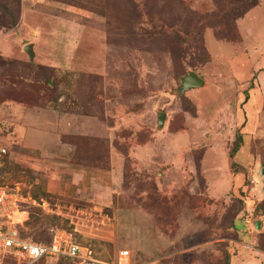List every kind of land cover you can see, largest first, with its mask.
Masks as SVG:
<instances>
[{
  "label": "rangeland",
  "instance_id": "374dc122",
  "mask_svg": "<svg viewBox=\"0 0 264 264\" xmlns=\"http://www.w3.org/2000/svg\"><path fill=\"white\" fill-rule=\"evenodd\" d=\"M234 1L0 0V183L36 202L25 235L70 231L90 264H264V0L236 42L205 26ZM190 71L206 83L181 92Z\"/></svg>",
  "mask_w": 264,
  "mask_h": 264
},
{
  "label": "built area",
  "instance_id": "2783aa9c",
  "mask_svg": "<svg viewBox=\"0 0 264 264\" xmlns=\"http://www.w3.org/2000/svg\"><path fill=\"white\" fill-rule=\"evenodd\" d=\"M5 151V149H3ZM20 188L0 184V264H36L42 258H66L80 264L96 262L92 251L84 250L74 241L70 231L58 230L51 242L44 243L24 234L29 217L27 203ZM23 215V216H22ZM129 251H121L117 264H129Z\"/></svg>",
  "mask_w": 264,
  "mask_h": 264
},
{
  "label": "trees",
  "instance_id": "16d2710c",
  "mask_svg": "<svg viewBox=\"0 0 264 264\" xmlns=\"http://www.w3.org/2000/svg\"><path fill=\"white\" fill-rule=\"evenodd\" d=\"M229 1H231V0H229ZM238 1L239 0H235L234 3L236 4V3H238ZM244 1L245 2H248V5L243 10H238V11H236V12L233 13L234 18L232 19V23H233L232 26H229L227 28L226 24H224V22H223L224 19L220 17V14L222 13V10H220V9L217 10V11H214V12H217V13H216L215 20L213 22H210L209 24L208 23L205 24V22H203L206 27L213 29L214 35L216 36V38L218 40H220V41H228V42H236L238 40V28H237V26L235 27V25H236L235 22L240 17L244 16L253 7H255L256 5L259 4L258 3L259 0H244ZM202 20H203V18L200 19V20H198V21L199 22H202ZM198 49H199V47H198ZM200 53H201L202 56H204V53H202V51H200ZM42 70H43V67H41V66L35 67V73L33 74V77H36L39 73H41ZM50 80H51V78H48V82ZM75 138H77V137H74V139L73 140H70L69 142H67L65 140L64 141L66 143L71 144V145L74 144L77 147V151H79V149L81 147H79V145H78L77 141L75 140ZM242 143H243V137H242V134L238 131L237 134H236V140H235V143H234V147L231 149V151L229 153V157L231 158V160L235 158V155H236V153H238V150H239L240 146L242 145ZM231 166H232L233 169H236L237 170L239 164H237L235 161H233L232 164H231ZM237 172H238V170H237ZM1 185H3V184H1ZM3 186H5V185H3ZM12 188H14V186ZM31 238L32 239L36 238L34 240L39 241V242H44V243H48V242H51L52 241V240H50V241H42V240H40L36 236L31 237ZM50 239H53V237L50 238ZM45 260H47V258H42L36 264H39V263H41V262H43Z\"/></svg>",
  "mask_w": 264,
  "mask_h": 264
},
{
  "label": "water",
  "instance_id": "95a60500",
  "mask_svg": "<svg viewBox=\"0 0 264 264\" xmlns=\"http://www.w3.org/2000/svg\"><path fill=\"white\" fill-rule=\"evenodd\" d=\"M25 51L28 53L30 61L34 60L35 57V52L33 50V43H30L26 45ZM206 83L205 79L199 76L195 71H190L188 75H186L184 78H182V82L180 85V91L185 92L186 90L192 89V88H197V87H202ZM165 124V113L160 112L159 113V127H163ZM263 179H264V167L261 170ZM256 228L261 229L262 228V222L257 221L256 223Z\"/></svg>",
  "mask_w": 264,
  "mask_h": 264
},
{
  "label": "crops",
  "instance_id": "0c3cea01",
  "mask_svg": "<svg viewBox=\"0 0 264 264\" xmlns=\"http://www.w3.org/2000/svg\"><path fill=\"white\" fill-rule=\"evenodd\" d=\"M261 70V69H260ZM259 70V71H260ZM206 81V80H205ZM261 104H263L264 105V97H263V99H262V102H261ZM244 116L243 117H245V121L247 120V117H246V114H245V112H243L242 113ZM71 145V144H70ZM231 164H232V161H231ZM231 164H230V166H231ZM238 164V163H237ZM232 167V166H231ZM229 175L230 174H232V169H230L229 168ZM237 173H240L239 171L237 172ZM231 176V175H230ZM241 263H243V264H251V263H249V261L248 260H246V258L245 257H243V260L241 261ZM232 264H234V259H233V262H232Z\"/></svg>",
  "mask_w": 264,
  "mask_h": 264
},
{
  "label": "bare ground",
  "instance_id": "6f19581e",
  "mask_svg": "<svg viewBox=\"0 0 264 264\" xmlns=\"http://www.w3.org/2000/svg\"><path fill=\"white\" fill-rule=\"evenodd\" d=\"M23 216V215H22Z\"/></svg>",
  "mask_w": 264,
  "mask_h": 264
}]
</instances>
